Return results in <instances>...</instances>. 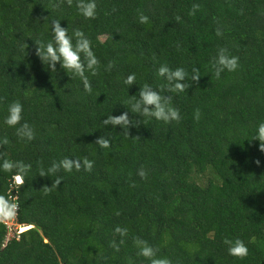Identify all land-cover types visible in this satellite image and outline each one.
Masks as SVG:
<instances>
[{"label":"trees","instance_id":"1","mask_svg":"<svg viewBox=\"0 0 264 264\" xmlns=\"http://www.w3.org/2000/svg\"><path fill=\"white\" fill-rule=\"evenodd\" d=\"M83 2L96 3L95 18L78 13V0H0V157L32 165L17 190V218L28 228L4 243L0 223V264H264V151L255 138L264 121V0ZM54 20L73 46L77 31L89 39L97 74L80 59L91 93L61 61L53 70L38 55L41 41L55 46ZM162 66L183 78L160 76ZM142 90L178 119L144 113L155 105L133 111L127 102L142 100ZM13 101L23 104L32 141L3 122ZM124 113L126 126L103 123ZM64 157L80 170L39 175ZM11 179L0 171V195ZM237 238L244 258L228 254L224 241ZM140 242L152 258L138 254Z\"/></svg>","mask_w":264,"mask_h":264},{"label":"clouds","instance_id":"2","mask_svg":"<svg viewBox=\"0 0 264 264\" xmlns=\"http://www.w3.org/2000/svg\"><path fill=\"white\" fill-rule=\"evenodd\" d=\"M71 2V0H70ZM76 9L79 14H82L84 18H95L96 16V3H84L83 0H78L76 4ZM142 22L146 19L144 17L141 18ZM52 32L54 33L52 40L55 42V46L53 42H40V47L38 49V55L41 57L42 61L45 64L51 65L52 69H55V62L61 61V66L79 77L81 81H83V87L86 92L91 93L92 87L89 83L88 76L85 75V66L82 64L80 59V53L83 52L86 56L87 68L93 69V75L97 74L99 68V60L95 53L90 50V41L89 39L84 38L83 34L79 31L75 33V36L78 37L77 43L75 46L72 44V37L67 34V29L62 28L58 20L53 21ZM219 62L221 64L226 65L230 69L235 67L236 61L235 58H228L224 55H221L219 58ZM111 69V65L105 69L109 71ZM168 74V79H172L173 77L182 79L184 76V72L182 69H177L175 72H169L167 66H162L159 69V75L165 76ZM136 80L135 74H130L124 80L126 85H131ZM176 89L183 90L184 85L177 83L175 85ZM147 88V85L144 86ZM142 100H136L133 97L127 103L132 105L133 111H138L140 103L145 105H155V111L149 112L147 108L144 109V113L146 115L155 116L157 119L163 118L165 121L168 120L169 115L173 119H178V113L176 110L168 107L167 113L165 112L166 102L161 103V96L155 92H149L146 90H142L140 93ZM23 104L19 101H13L7 106V115L4 117V124L11 128L16 129V135L23 137L25 141H32L34 139V129L30 124L25 121L21 123L23 120ZM111 122L113 125L116 124H128L127 114H121L120 116H111L109 115L107 119L104 120V124ZM19 125V127H16ZM255 138L258 139L261 143L259 145L260 150L264 151V121L260 122L256 126L255 130ZM3 143H7V139L2 141ZM97 143L104 149L109 148V142L106 139H99ZM259 164V161H256ZM83 164L87 170H91L93 166V161L84 158ZM63 167L65 172H72L74 169L79 171L81 168V164L77 160H72L67 157L59 160V163L53 161L50 167L46 170L41 168L39 171L40 176H54L60 167ZM32 169V165L28 163H24L22 161L12 160L6 157H0V171L4 173H12V179L15 182V185L20 186L24 183L25 178L29 175ZM60 183V178H56L53 181L51 187L44 188L45 193L50 191L53 187H57ZM15 190H19L15 189ZM18 211L17 203L8 199L5 195H0V223L13 221L16 218ZM116 232L121 236L126 234V230L122 228H116ZM226 244H230V247L227 248L228 254L237 258H244L248 255L249 249L247 245L239 238H237L234 243L230 240L224 241ZM141 243V247L139 250V255L142 257L152 258L154 256L153 249L143 245ZM151 264H170L168 259H151Z\"/></svg>","mask_w":264,"mask_h":264},{"label":"built area","instance_id":"3","mask_svg":"<svg viewBox=\"0 0 264 264\" xmlns=\"http://www.w3.org/2000/svg\"><path fill=\"white\" fill-rule=\"evenodd\" d=\"M17 188L18 186L15 185V182L13 181V179H11L9 181V186L7 190V198L17 203L18 205L19 196L17 190H15ZM17 215H18V211H17ZM17 215L13 221L2 222L6 226V230H7L4 243H7L11 238H17L18 235L24 231V229L26 230L28 228V226L18 221Z\"/></svg>","mask_w":264,"mask_h":264},{"label":"bare ground","instance_id":"4","mask_svg":"<svg viewBox=\"0 0 264 264\" xmlns=\"http://www.w3.org/2000/svg\"><path fill=\"white\" fill-rule=\"evenodd\" d=\"M5 241V240H4Z\"/></svg>","mask_w":264,"mask_h":264},{"label":"rangeland","instance_id":"5","mask_svg":"<svg viewBox=\"0 0 264 264\" xmlns=\"http://www.w3.org/2000/svg\"><path fill=\"white\" fill-rule=\"evenodd\" d=\"M25 230V229H24Z\"/></svg>","mask_w":264,"mask_h":264}]
</instances>
